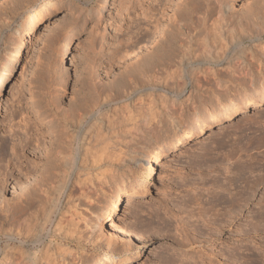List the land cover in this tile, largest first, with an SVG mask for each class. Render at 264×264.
I'll list each match as a JSON object with an SVG mask.
<instances>
[{
	"label": "rangeland",
	"instance_id": "rangeland-1",
	"mask_svg": "<svg viewBox=\"0 0 264 264\" xmlns=\"http://www.w3.org/2000/svg\"><path fill=\"white\" fill-rule=\"evenodd\" d=\"M184 1L0 0V70L9 53L23 43L0 95V264H25L24 258L18 259L25 248L6 238L14 237L20 227L25 236L30 227L43 228L41 241L27 248L33 264H107L109 259L121 264L124 257H130V264H264V110L214 134L207 131L201 142H195L202 123L212 126V117L264 94V43L243 44L250 50L245 63L237 64L242 68L239 73L226 74V66H194L193 72L208 77L199 76L200 82L192 84L199 88L189 101L190 90L173 103L171 118L159 106L158 117L148 122L149 106H139L151 98L142 94L130 99L116 96L109 106L103 102L116 95L109 86L119 87L124 72L150 49L144 42L149 28L145 14L154 17L163 12L164 20ZM231 1L241 11L252 2ZM206 2L218 5L216 0H204L200 9ZM214 19L206 21L211 36ZM137 51L142 54L135 59ZM90 109L94 118L83 120L80 140L69 147L68 130L75 131L68 129L70 122ZM107 115L110 124L103 121ZM93 135L95 139H90ZM184 136H190L189 142L170 151ZM164 151L169 155L155 167L152 194L125 199L108 219L105 210L114 191L148 184L145 162ZM73 159L76 170L63 196L61 181L67 169L63 165L72 166ZM32 190L35 197L25 213L14 216L19 195ZM228 193L240 197V212L219 234L213 224L219 218L214 216L227 209L217 197ZM30 214L33 221L27 217ZM205 223L213 229L211 234H195L194 226L202 233L207 230ZM236 230L241 235L234 239ZM24 235L21 240L30 238L29 233ZM202 249L208 255L203 257L206 262L195 258ZM233 249L236 257L230 254Z\"/></svg>",
	"mask_w": 264,
	"mask_h": 264
},
{
	"label": "bare ground",
	"instance_id": "bare-ground-1",
	"mask_svg": "<svg viewBox=\"0 0 264 264\" xmlns=\"http://www.w3.org/2000/svg\"><path fill=\"white\" fill-rule=\"evenodd\" d=\"M203 1L204 0H185L183 2V4H184L183 7L181 6V8H180L178 6L179 7V8L177 7L178 9L177 8H176V10H175V8L172 9V11H174L172 13L173 15L168 17L167 19H164V20H162V18H164L162 16L163 12H162L161 16H154V17L151 15L147 16V14H145L146 17H148L146 24H147V27H149V28L148 29L146 28L147 30H145V31H147L148 33L144 32L145 36L144 35L143 36L146 39V40H144V42L147 43V45H148L145 48L146 49L150 48V49L148 50V53L144 55V57L137 60V62L135 64L132 63L130 68H128L124 72V73H126V74H124L125 78L124 77L122 78L120 85L117 84V85H119V87L114 88L112 85L109 86L108 89L113 91L114 92L113 94H116V95H113V97L111 94H110L111 96L110 95L106 96L105 101H103V102H105L106 105H108V106L111 105L115 101L116 96H118L117 99L120 97H125V98L129 97V99H130V96H132V95L142 94L141 96H146V97H148V99L151 98V101H149V102L146 101L147 103H145L143 101L144 106L143 105L139 106L140 108L141 107L144 108L145 106H149V108L147 107L148 109L147 108L146 109L149 110L150 112H148L147 114L145 113V114L148 115V117H149L148 118L146 116L148 118L147 119L148 122H151V120L153 121L154 118L158 117L156 112H159V111H161V112L165 111L167 117L168 116L170 117V115L172 116L173 111H174V109L172 107V106H174L173 103L178 102L184 96L185 92L190 90L189 91L190 94L187 95V97H188L187 101H189V98H191L190 97L191 95L193 96L192 93L196 92V90L199 88L197 85L193 86L194 82H198V80L200 79L199 78L200 75H198V74H200V72L199 73H197V71H194L196 73L193 72L194 66H198L199 64H203V65L204 64H207V65L211 64V65H215L217 67L226 66L225 67V70H227V72L225 71L226 74L235 73V72L239 73L240 72V71H238L239 68H237V64L242 65L245 63V59H246L245 56L248 53V51L250 50V49L247 50V48L244 49L243 44L246 42H248L249 44H254L255 42L256 43L259 42L260 44H262L261 42L264 43V41L262 40L264 37V0H251L252 2L245 8L244 11L236 9L231 0H219L218 2L216 0L218 5L215 4V2H214V5H212V6L209 5L210 3L206 2L204 4L205 9L202 10L204 7L202 9H200L199 6H201ZM205 1H207V0H205ZM166 3H168V2H166ZM175 5H177V4L175 3ZM216 7L219 9H216ZM163 8H165V7H163ZM167 15H168V12H167ZM212 16H215V19L213 20L212 26H210V29L213 32V35L211 36L210 32H207L208 29H206L205 27H206V23H207L206 21H208L210 18H212ZM162 21L165 22L164 27H162L163 26ZM215 32L219 35V39L215 38L218 36V35L214 36V35H216ZM140 39H143V38H140ZM137 41H138V39H137ZM219 41L223 42V44H222V46L224 45L223 48H222V46L217 44V42H219ZM119 42H120L121 46H123V47H125L127 45L126 41L123 39L119 40ZM22 47H23V43H19L17 45V47L14 49V51L12 50L9 53L6 63L2 66V68L0 70V95L3 92L4 86H5L7 79H8V77L12 71L11 62L17 61L20 54L22 53ZM139 50H141V49H139ZM137 53H139V52L137 51ZM137 53H133L132 57L135 59H138L137 57L141 56L140 54H142V53L140 52L138 55H137ZM233 53L236 54L235 58H233V56L231 58V56H230V54L233 55ZM249 54L252 55V53H249ZM247 60H248V58H247ZM246 64H248V62ZM241 67H243V66H241ZM245 67L247 68L248 66L245 65ZM241 69H239V70H241ZM248 71L249 70H247V73H248ZM207 73H205V74H207ZM213 75L211 78L212 80L214 79ZM202 76L205 79H206V77H208V76H204V75H202ZM202 76H200V77L202 78ZM209 77H211V76L209 75ZM199 82H200V80H199ZM198 84H200V83H198ZM201 85H202V83H201ZM161 96L164 97L163 98L164 100L161 98ZM258 96H255V97H258L255 101H252L243 107H237L235 109L230 108V110L228 112L226 111L222 115L212 117V126H209V124H207V123H202L199 131L197 132L199 134L196 137L195 142H197V143L201 142L203 140V136L206 134L207 131H209V134H212V133L214 134L218 130L225 128L226 126L234 123L235 121H237L240 118L250 117L253 112L263 111L264 110V94H259ZM118 101H120V100H118ZM114 105H115V103H114ZM159 106L161 107V109H159V111H158L157 107H159ZM97 108H99V106ZM184 108H185V106H184ZM154 109H157V110H154ZM147 110H144V111H147ZM85 112H87V113H85L78 120H76L74 122L71 121L70 126H68L69 127L68 129L75 130V131H71V132H70V130H68L69 131L68 136H70V139H71L68 143L69 147H70L69 144H71V146H72L73 142L80 140L79 139V136H80L79 132H80V126L83 124V120H85L86 118H89V119L94 118V116H93L94 113L93 114L91 113V112H93V110L90 109V111L87 110ZM111 112H113V111H111ZM113 114H115V113H113ZM146 117H144V120L147 123V124L145 123V125H148V122L145 119ZM173 117H172V119H173ZM100 118H98V120H100ZM102 118H101V120H103ZM105 118L106 119L103 121H107V120L109 121L110 117H108V115H107ZM161 119H163V118H161ZM165 119H167V118H165ZM158 121H159V119L156 121V124L158 123ZM110 122H112V121H109V124H110ZM117 123H116V125H118ZM106 124H107V122H106ZM113 124H114V122H113ZM149 125H150V123H149ZM138 126H140V125H138ZM142 126L144 127V125H142ZM155 126L156 125H154V127ZM98 128H99V126H98ZM146 128H147V126H146ZM77 129H79V130H77ZM100 131H98V132H100ZM137 131H138V129H137ZM135 136H136V134H135ZM93 137L95 139V135H93L90 139H93ZM190 139H191L190 136H184L183 138L179 139L177 142L174 143V145L171 147L170 151L174 152V151L178 150L185 143L189 142ZM135 140H136V138H135ZM168 155H169V153L167 151H164L163 153L157 154L154 157H152V159H150V160L148 159L145 162L146 168H145L144 176H145V181L148 182V184H145V185L140 184L139 186H141V187L137 190L119 189V190L114 191L113 195L110 197L111 201L109 202V205L105 210V216L108 219H110L119 210V208L122 206V202L125 199L129 200V201H135L137 199H140V198H143L145 196L152 194V190L156 186V184H155V180H156L155 167L158 164L160 159L166 158ZM74 163H75V160L73 159V163L71 164L72 166L63 165V166H66L65 168H67L68 171L70 170V174L66 175V173H65V171L67 170L66 169L63 172L66 176L64 175V177L62 178L63 174L61 173L62 175L60 176V178H62L63 180L62 181L60 180L61 181V189H60L61 193H60V195L64 194V191H65V189H66V187L70 181L71 174L74 170H76V166H75L76 164H74ZM58 178H59V176H58ZM132 187L133 186H131V188ZM40 190H41V188H40ZM26 192L24 193L26 195L24 197H20V195H22V194L19 195V199H18L19 202H20L21 198H24V200L21 199V202L20 203L17 202L18 204L15 205L18 208L15 207L13 209V210H15V212L17 210L16 214H14L15 212L13 213L14 216L17 214H20L21 212L25 213L24 212L25 208H27V205L31 201H33V199L35 197L34 196V190H32V192L31 191H28V193H26ZM216 196H218V195H216ZM214 198H216V197H214ZM45 199H44V201H45ZM57 199H59V198H57ZM239 199H240V197L237 196V194H233V193H228L225 196L220 195L219 197H217L219 204H223L225 206L224 208L227 209L225 212H222V213L220 212L221 214L217 213L214 216L216 218H219V219H216V220H218L219 223L216 221L213 222V224L216 223L214 225L218 226V229H214V230H216V232H219V234H220V232L224 231L225 227H227L231 224V221H232L231 219L237 217V215L239 214V212H240L239 203H238ZM48 204H49V202H48ZM50 204H51V202H50ZM41 206L43 207V205H41ZM210 206L212 207V205H210ZM47 207H50V206H47ZM210 208H208V209L210 210ZM48 209H47V211H48ZM208 209H206V211ZM41 210H42V208H41ZM206 211L204 210L205 216L207 214ZM204 212H203V216H204ZM43 213H45V212H43ZM46 213H45V215H46ZM199 214H201V215H199V217H201L202 213H199ZM31 216H29V215L27 216L28 219H30V221L33 219V216L32 217ZM226 217H228L227 220H225ZM18 218L19 217H16V219H18ZM252 219H256V218H252ZM256 221L259 222L258 220H256ZM222 223H224V224H222ZM25 224H27V223H25ZM205 224L206 225H204V227H206L207 230L203 231V233L201 230L202 228L194 226L195 234H198L201 237L204 236V232H206V231H207L206 233L211 234L213 229L211 227H209L207 223H205ZM209 224H211V223H209ZM110 226L112 229L116 230V232H119V234H124L125 236L127 235L125 233L124 229H121L120 227H116L112 223H110ZM21 229H23V228L20 227V231H18V233H16V235L14 237H12V236L9 237L8 235H6V238L8 241L17 242L19 244L18 245L19 247L23 246V248H25V249H21L22 248L21 247L20 252L18 251L19 252V257L17 256L18 259L24 258L23 261H25V262H23V263H25V264L32 263L33 264L34 261H31V255L27 251V248L31 247V245L34 246V245L38 244V242L41 241V239H39V238H40V236H42L41 231H43L42 230L43 228L37 229V228L30 227L29 231H27V232L25 231V234L27 233L26 236L24 235V233L23 234L21 233V231H22ZM28 233L30 235V238H26L24 241L23 236H22V240L20 239L21 235H24V238H25V237H27ZM240 235H241V232L236 230L234 232V234L231 236H232V238L237 239L240 237ZM192 238L195 239L194 236ZM202 240L200 242H206V241H204V240L202 241ZM199 244H201V243H199ZM22 250H24V251L22 252ZM235 250L233 249L230 252V254H232L231 256H233V257H236L237 252ZM199 253L200 254L197 253L198 255L195 258L197 260L199 259L200 260L199 262H206L203 259V257L204 256L208 257V255L205 254V252H203V249H202V252H199ZM16 254H18V253L16 252ZM24 254H25V256L22 257ZM235 259H237V258H235ZM20 262H22V260L19 261V263ZM211 262L212 261L209 260L208 263H211ZM107 264H120V262H116L113 259H109V260H107ZM121 264H130V257H124ZM257 264H258V262H257Z\"/></svg>",
	"mask_w": 264,
	"mask_h": 264
}]
</instances>
